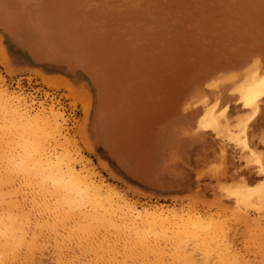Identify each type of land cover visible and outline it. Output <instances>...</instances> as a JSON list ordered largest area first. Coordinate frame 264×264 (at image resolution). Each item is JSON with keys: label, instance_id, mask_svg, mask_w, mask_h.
Wrapping results in <instances>:
<instances>
[{"label": "rangeland", "instance_id": "1", "mask_svg": "<svg viewBox=\"0 0 264 264\" xmlns=\"http://www.w3.org/2000/svg\"><path fill=\"white\" fill-rule=\"evenodd\" d=\"M4 1L0 0V9ZM82 1L78 0L87 4V10L75 0L66 1L63 13L51 15L57 21L50 23L48 32L39 25L26 28L28 15L11 4L8 13L13 20L10 26L3 25L10 38L0 35V137L11 122L7 105L25 115L26 125H41L42 142L52 159L71 163L75 176L92 183L102 196L100 216L106 209L114 226H101L100 233L104 241L118 244L116 264H133L132 260L135 264H264V157L232 159L226 152L228 159L219 166L220 174L214 177L216 167H211L207 176L199 175L205 187L185 193L174 190L175 184L156 188L138 180L104 143L119 134L126 143L124 153L136 158H132L135 171L151 174L155 153L145 154L140 146H150L152 138L142 142L137 123L120 124L119 115L122 111L135 114L137 99L167 81L177 87L179 100L192 91L193 107L183 106L185 116L170 124L186 127L175 137L168 128L162 153L172 149L161 154L157 168L159 174L168 175L179 163L182 174L178 178L186 186L191 181L188 176L193 175L189 166L196 158L190 147L184 148V131L201 119L199 94L209 91L213 100L210 93L215 87H234L241 98L254 91L252 99L264 101V0ZM18 39L35 61L17 47ZM48 48L52 50L45 53ZM70 51L86 66L88 61H99L101 69L92 77L89 68V72L76 68L72 62L69 68L58 69L55 63L42 61L45 57L67 62L64 53ZM236 104L245 107L239 110L240 122L250 113L242 102ZM237 145L239 150L244 147L240 139ZM19 183L14 180L13 187L9 184L4 192L8 189L10 196H16L11 201L29 199L30 203V190ZM25 203L21 202L28 213L31 206ZM119 228H135L151 249L133 243L134 251L125 252L126 256L123 252L128 247L123 250V243L135 237L124 241L117 236ZM48 233L37 235L36 263L27 264H84L88 260L83 247L87 244L80 249L73 241L67 243V233L58 237ZM138 255L135 261L132 257Z\"/></svg>", "mask_w": 264, "mask_h": 264}, {"label": "bare ground", "instance_id": "2", "mask_svg": "<svg viewBox=\"0 0 264 264\" xmlns=\"http://www.w3.org/2000/svg\"><path fill=\"white\" fill-rule=\"evenodd\" d=\"M8 106H6L7 115L11 118V122L1 131L2 136L0 137V264H27V261H33L35 249H37L35 248L36 242H38L36 238L39 237L37 235L45 231L57 237L61 233L63 236L67 233L70 238L67 243L75 242L74 245L79 246L80 249L83 244H87V247L83 245L87 257L85 259H88L84 264H102L104 261H108L107 264L119 263L117 261L119 251L116 246L118 244L113 241L114 245H112L106 242L107 240L104 241L105 239L102 238L104 236L100 233L101 226L109 229L114 225L110 215H106V209L103 210L105 213L102 211V216H100L98 208L102 207L103 198L97 188L92 183L89 184L83 180L82 177L75 176L71 163L55 162L42 142L41 125H26L25 115L12 110L13 106L11 108ZM65 172H68L69 176L64 177ZM16 179L30 190V203H28L29 197L25 198L28 202L25 203L23 200L24 205L31 206L28 213L24 211V206L21 204L23 201L19 202L14 199L11 201L9 198L14 195L10 196L11 192H8V189L7 194L4 192L5 187L11 185ZM11 186L13 187V184ZM15 212L18 213L15 214ZM119 230L121 233L117 236L119 235V238L124 241L135 237V239L132 238L135 242L131 239L123 243L124 248L120 247L123 250L128 247L129 251L124 250L123 252L125 255V252L131 255L133 243L144 250L151 249V243L146 241L147 238L145 240L135 228H129L127 231L121 228ZM100 239H104V242H100ZM94 244L97 246H93ZM120 248L119 250H122ZM137 257L139 258V255L132 258L137 261L135 259ZM126 258H122V261L125 262ZM36 260H34L35 263ZM132 263L135 264L133 260Z\"/></svg>", "mask_w": 264, "mask_h": 264}, {"label": "crops", "instance_id": "3", "mask_svg": "<svg viewBox=\"0 0 264 264\" xmlns=\"http://www.w3.org/2000/svg\"><path fill=\"white\" fill-rule=\"evenodd\" d=\"M66 1L72 0H5L4 7L0 9V35L10 38V36L6 33L4 26H10L13 20V15L11 16V13H8V11H10L11 4H15L22 14L28 15L29 18L25 23L26 28H32L39 25L41 26L43 32H48L51 31L50 23L57 21V19L51 15L58 14L59 12L63 13L65 11ZM79 1L82 3L84 2L82 0ZM75 3H78L80 8L83 6V8L87 10V4L81 5L78 0H75ZM22 34L21 38L24 36V33ZM17 47L21 48L22 52H25L28 57L30 56L31 60H36L29 53V51L23 47L20 39H18ZM50 50L52 49H46L45 53H48ZM64 54L67 57V62L64 60L56 61L45 57L42 58V61L55 63L59 66H56L58 69H60V67L69 68V63L72 62L73 66L76 68L84 70H87L86 67L89 68L92 72H89V70L87 71L92 77L94 76L93 73H95V71L101 69L99 61H94L92 63L88 61V66H86L82 62L74 59L72 51ZM12 58V61L15 62L14 55ZM262 58L264 59L263 56ZM23 65L28 66V64H20V66ZM105 67L106 65L102 68L104 72ZM59 72L62 73L61 71ZM167 82V85L153 87L151 94L137 99L135 114L128 116L129 113H124V111L121 110L122 112L119 115L120 124H126L127 121H129V123L134 126V122L137 123L136 130L142 133V142L145 143L152 138V144L150 146H144V144L140 146L141 151L145 154L147 151L155 153L152 157L151 174L143 173L142 175H139L135 171L134 163H132V158L134 157L128 156L124 153L126 143L123 137L118 136L119 134L116 136V139H113L109 143L104 141L106 149L108 148L109 150L115 152L116 159L119 161L120 165L134 173L138 180L156 188H162L163 186L168 185L167 183H169V186L175 184L173 187L174 190H186L185 193H189L205 187V182H202L199 175L205 174L207 176L211 167H216L214 177L220 174L219 166L223 164V160L226 161L228 159L227 153L232 159L239 158V155H241L242 158H248L256 161L258 157H264V101H254L251 96L254 91L250 92V96L241 98L240 90L234 87L231 89L228 88V90L223 89L222 87H219V89L215 87L210 93L213 95V100H209V91L204 90L199 94L200 97L198 98L200 99L199 103L202 110L201 119L196 123L192 122L191 125L194 127H190V129H186L184 131V136L187 137L184 148L190 147L192 149H190L191 154L193 153L192 157L196 158L194 160V164L189 166L190 173L193 174L192 176H188L191 181L188 182V177L185 176L187 177L188 184L184 186L179 180L178 177L182 174L179 173L177 168L179 163L174 166L176 167L174 172L168 175L165 173L159 174L157 168L161 154L164 156L165 153L172 149L170 146L167 152L164 151V153H162V147L167 144V142H165L163 145L162 140L166 136L168 128L171 127L170 131L173 134V137H175L179 132L183 131L184 127H186L178 124L170 126V124H172L176 119L185 116L186 112L184 111V107H193L194 105V103H192V91L188 92L186 98H184L185 100H179V98H177V87L169 85L170 81ZM216 90H221V94ZM244 98H246L247 101L243 102L242 99ZM239 102H242L243 105L246 106L248 113H250L248 118L242 119L240 122L239 117L241 114L239 113V110L244 109L245 107L236 106V103ZM129 106L133 108V105L129 104ZM99 116L100 114L98 115V118ZM250 123H252L253 126L249 128L250 130L247 138V129ZM207 125L214 128L218 127L217 132H213L206 128ZM225 128L227 133L226 131H222L225 130ZM241 128L244 129L243 132L240 130ZM238 139L244 143V147L240 148L241 151L237 145ZM170 141H172V137ZM177 147L178 146H175L173 150L175 151ZM173 154L174 153L172 152L171 156H173ZM189 154L190 153H188V155ZM136 157H139V155ZM134 160H136V158H134L133 161ZM136 166H139V163H137ZM230 171H232V169H229L227 172L229 173Z\"/></svg>", "mask_w": 264, "mask_h": 264}, {"label": "water", "instance_id": "4", "mask_svg": "<svg viewBox=\"0 0 264 264\" xmlns=\"http://www.w3.org/2000/svg\"><path fill=\"white\" fill-rule=\"evenodd\" d=\"M29 58H30V56H29Z\"/></svg>", "mask_w": 264, "mask_h": 264}]
</instances>
